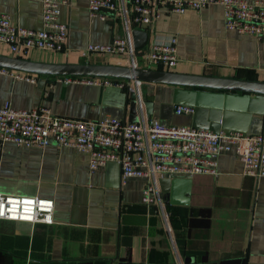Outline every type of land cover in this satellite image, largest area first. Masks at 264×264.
<instances>
[{"label": "crops", "instance_id": "1", "mask_svg": "<svg viewBox=\"0 0 264 264\" xmlns=\"http://www.w3.org/2000/svg\"><path fill=\"white\" fill-rule=\"evenodd\" d=\"M88 3L69 0L62 6L61 20L69 24L68 56L34 50L23 58L131 65L127 56L82 57L88 44H108L128 33L119 13L105 20L91 16ZM0 14L28 28L43 25L39 0H0ZM135 29L148 31L150 41L178 38L180 62L170 71L264 81V40L228 29L220 4L163 12L151 26ZM0 54L14 56L6 45ZM138 65L144 67L139 59ZM2 69L0 106H46L54 114L82 119L125 114L127 89L22 72L37 77L31 82L12 74L16 70ZM139 91L153 101L152 117L165 123L264 134V95L149 83H140ZM178 104L195 111L177 114ZM144 116L141 110L139 118ZM171 179L169 199L164 194L167 227L156 207L143 202L146 180L123 182L116 162L91 172L89 155L72 147L0 144V192L55 201L53 224L0 219V264H264V177L246 175L231 151L219 156L217 175Z\"/></svg>", "mask_w": 264, "mask_h": 264}, {"label": "built area", "instance_id": "2", "mask_svg": "<svg viewBox=\"0 0 264 264\" xmlns=\"http://www.w3.org/2000/svg\"><path fill=\"white\" fill-rule=\"evenodd\" d=\"M42 3L43 25L28 28L13 22L9 14H0V46L6 45L14 56L24 57L40 50L69 55V24L61 20L62 6L69 0H39ZM210 4L224 9L225 25L240 34L264 40V0H89L91 16L107 19L119 13L127 36L116 37L108 44L90 43L81 50L82 57L93 55L127 56L129 66L170 70L180 62L178 38L166 42L150 41L137 50L132 42L131 27L151 26L163 12L184 13L202 10ZM8 72L9 69H2ZM17 78L36 82L37 77L14 71ZM64 83L98 84L139 91L141 82L114 77L62 76ZM134 87V88H133ZM138 87V89H137ZM195 107L178 104L177 114H192ZM12 142L27 148H46L53 142L72 147L89 155L91 172L109 162L121 167L122 181L138 177L146 180L143 202L155 206L168 227L166 198L158 186V178L218 174L219 156L234 151L240 158L244 173L264 177V134L249 135L239 131L219 130L192 125H176L156 117L137 122L105 116L82 119L54 114L49 107L16 108L5 102L0 106V144ZM55 201L40 196H21L0 192V219L30 223L53 224Z\"/></svg>", "mask_w": 264, "mask_h": 264}, {"label": "water", "instance_id": "3", "mask_svg": "<svg viewBox=\"0 0 264 264\" xmlns=\"http://www.w3.org/2000/svg\"><path fill=\"white\" fill-rule=\"evenodd\" d=\"M149 37V32L146 30L135 29L132 32V39L136 41V48L147 45ZM137 38H141L142 42H137ZM0 67L39 75L114 77L149 84H168L264 95V81L185 74L170 70L154 69L151 66L144 68L109 63H71L68 61L55 63L0 54ZM43 82V80L39 81V83ZM128 108L129 115L127 114ZM141 110L145 111L147 118H151L154 113L153 101L148 100L147 96H143L140 91L127 89L126 111L122 120L124 122L139 121V112ZM171 182L172 179L169 177L158 178L159 189L168 199L171 192Z\"/></svg>", "mask_w": 264, "mask_h": 264}, {"label": "rangeland", "instance_id": "4", "mask_svg": "<svg viewBox=\"0 0 264 264\" xmlns=\"http://www.w3.org/2000/svg\"><path fill=\"white\" fill-rule=\"evenodd\" d=\"M52 57V56H51ZM57 57V59H58V56H56Z\"/></svg>", "mask_w": 264, "mask_h": 264}]
</instances>
